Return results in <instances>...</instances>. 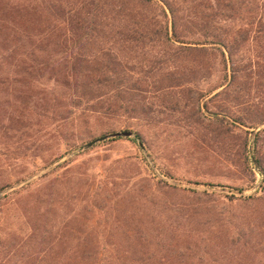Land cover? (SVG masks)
I'll use <instances>...</instances> for the list:
<instances>
[{
  "label": "rangeland",
  "instance_id": "1",
  "mask_svg": "<svg viewBox=\"0 0 264 264\" xmlns=\"http://www.w3.org/2000/svg\"><path fill=\"white\" fill-rule=\"evenodd\" d=\"M121 31L73 45L65 28L60 47L0 60V264H264V30L238 49L234 79L212 45L128 49ZM80 52L125 64L124 83L102 88L111 109L67 102L65 78L101 77L60 71Z\"/></svg>",
  "mask_w": 264,
  "mask_h": 264
},
{
  "label": "trees",
  "instance_id": "2",
  "mask_svg": "<svg viewBox=\"0 0 264 264\" xmlns=\"http://www.w3.org/2000/svg\"><path fill=\"white\" fill-rule=\"evenodd\" d=\"M27 2L25 4V1L19 3L11 0L0 4V60H6L17 49L27 46L42 51L49 44L60 47L64 45V40H60L62 34L58 35V32L65 28L67 42L73 45L79 42L90 43L91 38L102 28H122L119 35L125 45L123 48L128 49L143 50L146 47H155L158 43L170 47L175 43H189L196 44L197 47L194 48L205 50L206 45H212L222 51L225 64L227 59L233 63L234 79L238 49L248 43L252 31L264 30V0H77L74 3L67 0H33L34 11ZM37 9H40V13L36 12ZM192 9L197 11L190 15ZM23 10L25 12L21 13ZM46 15L49 17H44ZM34 18H37L39 25L38 34L31 30ZM191 28L194 31H188ZM50 32L58 35L51 42L48 40ZM187 34L191 37H185ZM195 35L199 38L194 39ZM174 50L177 51L175 54H181L179 47H174ZM27 55L38 58L36 52ZM83 55L80 52L71 64L57 61L60 71L95 72L101 77L94 78L89 75L84 82L83 79L78 81L65 78L74 92L67 102L75 107L95 102L102 109H111V97H107L108 93L103 92L102 88L124 83L128 75L125 64L118 60V54L113 55L110 52L100 62H96V65L81 59ZM94 59L96 61V57ZM32 67L33 65L29 66L23 74L31 75ZM110 73L115 75L113 79L108 76ZM113 88L117 90L116 96L119 97L117 109H128L124 106L126 100L123 91ZM58 101L64 102L62 99ZM135 135V139L142 141L139 133ZM237 191L242 192L243 189Z\"/></svg>",
  "mask_w": 264,
  "mask_h": 264
},
{
  "label": "water",
  "instance_id": "3",
  "mask_svg": "<svg viewBox=\"0 0 264 264\" xmlns=\"http://www.w3.org/2000/svg\"><path fill=\"white\" fill-rule=\"evenodd\" d=\"M134 135V132L131 131V130H123V131H117V132H114V133H110V134H107V135H104L102 137H99V138H96L92 141H90L89 143H87L84 148H89L103 140H106V139H110V138H115V137H132Z\"/></svg>",
  "mask_w": 264,
  "mask_h": 264
}]
</instances>
